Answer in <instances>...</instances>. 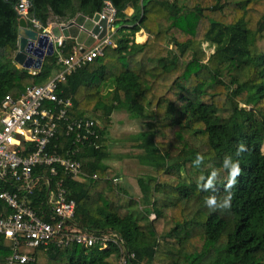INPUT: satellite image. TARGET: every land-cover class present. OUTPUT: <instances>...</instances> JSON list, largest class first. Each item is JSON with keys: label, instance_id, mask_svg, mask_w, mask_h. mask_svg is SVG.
Segmentation results:
<instances>
[{"label": "trees", "instance_id": "1", "mask_svg": "<svg viewBox=\"0 0 264 264\" xmlns=\"http://www.w3.org/2000/svg\"><path fill=\"white\" fill-rule=\"evenodd\" d=\"M30 1L31 17L43 27L53 17L65 23L79 14L92 18L106 2L115 9V47L61 85L73 103L70 117L92 119L103 141L99 150L81 149L77 156L83 172L96 180L64 178L76 205L72 224L95 235L114 232L139 263L264 264V0ZM15 5L0 0V103L60 69L55 55L36 72L16 65ZM138 33L147 36L144 44L134 42ZM75 45L67 39L64 54ZM115 112L144 127L134 147L141 152L139 164L154 175L137 180L140 200L122 191L105 165ZM237 161L239 175L231 183ZM228 193L229 208L213 210L205 203H219ZM9 254L0 237V264ZM47 259L117 264L118 250L50 247Z\"/></svg>", "mask_w": 264, "mask_h": 264}, {"label": "built area", "instance_id": "2", "mask_svg": "<svg viewBox=\"0 0 264 264\" xmlns=\"http://www.w3.org/2000/svg\"><path fill=\"white\" fill-rule=\"evenodd\" d=\"M15 1L19 20L53 43L60 69L45 83L26 87L18 98L6 95L0 103V237L10 250L5 263H40L39 256L47 259L50 247L105 250L113 245L118 250L117 264H151L136 262L135 254L114 232L95 235L73 225L76 205L68 199L64 184L65 177L78 182L97 179L83 172L77 156L81 149L99 150L103 141L101 126L92 119L70 117L73 103L63 95L61 85L102 57L106 47H115V9L105 3L107 32L101 41L83 50L75 43L65 55V39H56L50 32L59 24L43 27L30 15V0Z\"/></svg>", "mask_w": 264, "mask_h": 264}, {"label": "water", "instance_id": "3", "mask_svg": "<svg viewBox=\"0 0 264 264\" xmlns=\"http://www.w3.org/2000/svg\"><path fill=\"white\" fill-rule=\"evenodd\" d=\"M107 17L108 14L104 10L94 14L92 18L79 14L72 21L53 27L50 32L56 39L64 38L63 44L66 39L74 40L83 50L89 48L96 40L101 41L106 36ZM17 35V51L14 62L19 68L27 71L40 70L44 58L53 55V43L48 36L31 30L23 19L18 22Z\"/></svg>", "mask_w": 264, "mask_h": 264}, {"label": "rangeland", "instance_id": "4", "mask_svg": "<svg viewBox=\"0 0 264 264\" xmlns=\"http://www.w3.org/2000/svg\"><path fill=\"white\" fill-rule=\"evenodd\" d=\"M58 22L55 20L54 23L58 25ZM138 38L139 35L137 36L138 43H136L134 37L136 44L141 43ZM202 48L207 56L213 53V49L206 44ZM111 122L112 126L107 132L106 142L109 159L105 162V165L110 168L117 178H120L117 186L129 196L140 200L141 194L137 186V180L154 175L153 171L139 164L138 157L141 152L134 147V140L144 130L143 124L138 120L131 119L125 112H115L111 117ZM262 152L264 153V144ZM150 219L154 220L153 215ZM39 262L46 264L48 259L40 255Z\"/></svg>", "mask_w": 264, "mask_h": 264}, {"label": "clouds", "instance_id": "5", "mask_svg": "<svg viewBox=\"0 0 264 264\" xmlns=\"http://www.w3.org/2000/svg\"><path fill=\"white\" fill-rule=\"evenodd\" d=\"M244 151V146L241 145L240 148L238 149V152H243ZM196 163H200L201 162V158H197V160L195 161ZM232 168V181L231 183H235V177L237 175H239V171H240V166H239V162H235L231 165ZM231 183L229 184V187H231ZM231 199H232V194L228 193L227 196H225L223 198L222 201H220L219 203L217 202V200L215 198H210L208 200H206V205L209 208H212L213 210L215 208H229L231 205Z\"/></svg>", "mask_w": 264, "mask_h": 264}, {"label": "crops", "instance_id": "6", "mask_svg": "<svg viewBox=\"0 0 264 264\" xmlns=\"http://www.w3.org/2000/svg\"><path fill=\"white\" fill-rule=\"evenodd\" d=\"M132 13H133V9H132V7H131V6H128V8H127L126 11H125V14H126L127 16H130V15H132ZM55 20H56L55 17H53L50 23L55 24V23H54ZM57 21H58V20H57ZM58 23H59V25L66 24L65 22H62V21H59ZM138 35H139V38H138L139 42L141 41V39H144L143 42H141V43H139V44H144L145 41L147 40V36H146L145 34H143V33H138V34H136V35H135V42H136V43H138V42H137V36H138ZM117 180H118V182H119L120 178H117Z\"/></svg>", "mask_w": 264, "mask_h": 264}, {"label": "bare ground", "instance_id": "7", "mask_svg": "<svg viewBox=\"0 0 264 264\" xmlns=\"http://www.w3.org/2000/svg\"><path fill=\"white\" fill-rule=\"evenodd\" d=\"M144 39L141 40V42H143Z\"/></svg>", "mask_w": 264, "mask_h": 264}]
</instances>
